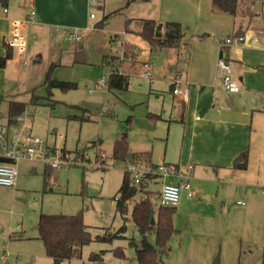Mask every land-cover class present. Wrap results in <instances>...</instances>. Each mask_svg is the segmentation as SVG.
Returning <instances> with one entry per match:
<instances>
[{
  "label": "rangeland",
  "instance_id": "374dc122",
  "mask_svg": "<svg viewBox=\"0 0 264 264\" xmlns=\"http://www.w3.org/2000/svg\"><path fill=\"white\" fill-rule=\"evenodd\" d=\"M105 2L104 11L98 6L90 11L94 19H90L89 30L104 14L116 9L121 0ZM125 16L129 17L122 11L109 17L100 29L90 31L91 38H86L83 31L79 32V41L54 36L51 42L39 46V62L32 63L27 58L23 76L26 70L30 72L26 82L17 81L22 71L18 75L7 74L8 86L1 96H13L26 103L24 111L30 115L33 135L42 141L41 150L48 147L84 155L72 164L70 153L64 168L47 166L45 180L43 169L49 160L56 158L52 154L45 157L40 150L39 159L14 164V186L0 187V254H18V262L14 264H36L29 261L25 252L41 264H51L42 243L35 238L37 215L73 214L79 210L90 227L92 239L82 247L79 258L61 264H98L90 259L91 253L101 254L100 264H137L135 249L129 244L130 239L135 242L140 239L130 218L132 204H128L123 220L115 210L113 198L123 171L130 170L132 176L134 171L142 174L145 168L132 169L127 162L113 160L114 141L125 133L128 157L137 150H150L153 164L161 165L175 159L181 139L170 131L165 139V123L148 115L158 114L164 100L172 99L166 80L156 76L168 68L164 53L154 57L152 66L158 72L151 70V81L142 76L139 65L136 73L129 74L126 89L108 90L104 84L108 69L101 66V58L112 53L109 35L132 45L137 59H148L147 43L137 34L138 22L129 20L130 30L125 32ZM56 43L60 50L54 49ZM62 46L66 48L64 51ZM47 75L75 86L49 89L45 84ZM32 95L38 97L36 105L28 103ZM5 109L2 101L0 122L5 118ZM252 147L259 155L251 161L248 176L240 177L241 181L217 182L210 171L190 177L192 197L186 199L181 195L175 206L172 220L176 233L169 240L170 250L163 256L164 264H198L197 259L202 261L209 248L216 252L219 248L218 264H236L239 259L241 264H264V145L261 142ZM161 182H148L147 189L157 191ZM208 195L210 199L206 198ZM151 201L156 209V197ZM121 227L124 231L118 234ZM107 232L118 236L96 239ZM148 240L153 243L154 235L149 234ZM116 249H121L125 258L116 256Z\"/></svg>",
  "mask_w": 264,
  "mask_h": 264
},
{
  "label": "crops",
  "instance_id": "0c3cea01",
  "mask_svg": "<svg viewBox=\"0 0 264 264\" xmlns=\"http://www.w3.org/2000/svg\"><path fill=\"white\" fill-rule=\"evenodd\" d=\"M222 2V0H133L127 4L126 0H121L116 9L107 11L108 13L94 24L93 29H100L109 17L126 11L129 17L125 16L127 18L125 32L130 30L129 20L134 19L138 22L137 34L139 35L142 21L153 19L159 22H178L185 33L178 48L156 51L152 50L139 35L147 43L148 59L141 61L135 58L132 64L125 62L120 67V70L127 73L128 77L129 74L138 71L139 65L143 69L144 62L150 64V71L158 72L157 68L152 66L154 57L160 53L166 56L165 64L168 68L165 73L160 71V74L156 76L166 80L167 93L171 94L172 99L164 100L161 111L151 115H156L155 119L165 123L167 127L165 139L168 138L170 131L174 135L178 134L181 140L175 159L168 160L166 163L162 162L165 166L177 165V175L165 180L166 178L157 173L158 165H154L152 161L151 163L156 167L142 172V174H148L146 176L148 182L162 180L157 191H160L165 182L177 183L187 166H191L190 177L210 171L217 182L241 181L240 177L248 176L251 161L259 155L252 145L261 142L264 145V0L255 2L253 5L255 14L251 18L232 16L224 9ZM105 5V0H99L94 7H101L104 11ZM2 7L5 6H0V60L6 59L9 55L6 40L13 20L26 19L29 9L34 11V15L25 26L27 33L25 57L31 58L32 63L39 62V46L51 42L54 36L60 39L66 37V34L61 33L60 30L77 33L83 31L86 32V38H91L93 29L89 30L88 27L90 19L94 17L89 16L88 0H8L5 11ZM107 8L106 6V10ZM114 12L116 13L109 15ZM101 21L102 23L98 25ZM236 36H242L243 40L239 43L222 45L225 38ZM114 37L109 35V41ZM53 47L60 50L58 43ZM61 49L64 51L66 48L62 46ZM105 55L108 56V54L102 55L101 66L107 67L103 60ZM220 57L229 66V74L239 87L237 92H228L222 86L221 78L224 71L217 66V60ZM25 67L26 65L18 72L11 73L5 69L4 64L0 65V104L3 101L6 107L5 118L0 124L7 122V101H19L13 96L5 98L1 96L8 86L7 76L18 75L22 71V76L17 81L26 82L30 70H26L23 76ZM181 74L186 75L185 80L189 87V94L185 99L175 97L170 91L173 80ZM29 101L30 98L28 103ZM19 102L26 104L23 101ZM31 132L33 134L32 130ZM135 152H150L151 156L150 150H137L133 153ZM42 154H44L43 151ZM243 162H245L244 167H240ZM32 170L31 168L30 172ZM42 175L45 180L47 165ZM181 195L186 199L189 198L184 191H181L180 198ZM206 198L210 199V196ZM185 204H187L186 201H184ZM35 238L39 240L37 235ZM206 252L209 254L204 255L202 261L197 259L198 264H212L216 258L218 260L219 248L217 252L212 248ZM15 254H0V264L17 263L19 255ZM29 254L25 252L29 261L41 264L39 259L36 261V258H31ZM46 257L52 264V260Z\"/></svg>",
  "mask_w": 264,
  "mask_h": 264
},
{
  "label": "trees",
  "instance_id": "16d2710c",
  "mask_svg": "<svg viewBox=\"0 0 264 264\" xmlns=\"http://www.w3.org/2000/svg\"><path fill=\"white\" fill-rule=\"evenodd\" d=\"M133 0H126L130 3ZM224 9L232 16L248 17L254 16L253 5L258 0H222ZM8 4V0H0V6ZM111 13L109 15L115 14ZM108 17V15H107ZM105 19V18H104ZM103 19V20H104ZM102 21L98 24L100 25ZM140 37L148 43L150 48L154 51L179 47L185 33L180 23L178 22H159L153 19H145L142 21L141 29L139 31ZM112 41V39H111ZM123 57L120 58L113 53L108 56H103L104 63H106L109 73L104 80V84L108 90L126 89L128 85V74L120 70L123 63L134 61L136 58L135 48L130 44H123ZM9 56V55H8ZM6 56V58L8 57ZM5 59L0 60V65L4 64ZM104 76V75H102ZM101 76V79H102ZM45 84L48 88H59L66 90L73 88V83L59 81L52 79L49 75L46 76ZM174 83L172 82V89ZM38 97L31 96L29 103L34 105L38 101ZM25 104L16 100L7 101V125L14 122V118L24 111ZM155 118L156 115H149ZM72 154V164L76 160L84 158L82 152H68L64 149L56 151L55 149H44L43 156L48 157L52 154L54 157L65 161L64 168L67 164L69 156ZM78 155V156H77ZM40 158V155H37ZM36 157V158H37ZM111 158L116 161L127 162L129 166H141L145 169H154L151 163L150 152H135L128 157V144L126 141V134L123 133L115 139ZM35 159V158H34ZM16 164V163H14ZM13 164V165H14ZM245 162L240 164L244 167ZM48 166V165H47ZM49 167V166H48ZM172 170H178V166H166ZM51 168V167H50ZM54 169V168H53ZM132 172L130 170L123 171L121 181L114 197V206L123 220L126 219L128 204L131 203L130 218L137 228L141 239L136 243L133 239L129 240V244L135 249V261L137 264H164L163 256L169 251V240L176 233L173 225V213L175 207L163 206L159 203L160 191H153L147 189L148 181L146 176L148 174H141L138 184L134 183ZM139 198L136 199V195ZM156 197L158 206L153 208L152 198ZM37 237L42 242L45 255L52 260V264H61L65 261L79 258L81 256L82 247L91 241L90 227L86 225L82 219V211L79 210L75 214H45L40 213L36 223ZM124 227L119 228V232H123ZM118 234L105 233L97 235L96 239L109 240ZM149 234L154 235V242H150L147 238ZM264 253V243H263ZM115 254L118 257L125 258L121 249H116ZM90 259L100 264L101 254L91 253ZM212 264H218L217 258ZM237 264H241L240 259Z\"/></svg>",
  "mask_w": 264,
  "mask_h": 264
},
{
  "label": "built area",
  "instance_id": "2783aa9c",
  "mask_svg": "<svg viewBox=\"0 0 264 264\" xmlns=\"http://www.w3.org/2000/svg\"><path fill=\"white\" fill-rule=\"evenodd\" d=\"M99 0H88V6L90 11L94 10V5ZM5 11L6 8L2 7ZM34 11L32 9L27 10L26 19H15L12 22L9 37L6 40L7 47L9 49V56L4 61V67L8 72L15 73L22 69L27 64L25 57V43L27 38L26 23L32 18ZM90 18L94 17L93 12L89 14ZM61 33L66 34L67 39L80 40V35L77 32H66L60 30ZM243 40L242 36H236L234 38H225L222 45L239 43ZM111 50L114 55L123 57L122 49L123 42L117 36L112 39ZM122 47L121 50L118 48ZM217 66L224 71L221 78L222 86L228 92H237L239 87L236 81L229 74V66L227 62L222 58H218ZM142 76L149 81L152 80L150 71V64L148 62L143 63ZM105 76H102V80ZM186 75L181 74L178 78L173 80L174 87L172 94L175 97L185 99L189 94L188 83L185 80ZM30 115L23 111L14 118V122L11 125L6 123L0 124V158L13 159L16 162L19 160H33L37 157L38 151L41 150V139L34 136L31 132L32 124L30 121ZM44 152V149H42ZM48 165L51 168H61L65 165V161L55 158L49 160ZM135 169V166H130ZM157 173L163 177H171L178 174V170H172L169 167L161 164L158 165ZM190 173L191 166H187L185 172L180 175V180L177 183L165 182L162 184L159 193V203L163 206L175 207L180 200L181 191L186 192L187 197H192V191L190 188ZM133 180L135 184L140 181L141 173L134 171ZM16 170L13 164L0 163V186L11 187L15 184ZM264 192V188H263ZM238 204H243L237 202Z\"/></svg>",
  "mask_w": 264,
  "mask_h": 264
},
{
  "label": "water",
  "instance_id": "95a60500",
  "mask_svg": "<svg viewBox=\"0 0 264 264\" xmlns=\"http://www.w3.org/2000/svg\"><path fill=\"white\" fill-rule=\"evenodd\" d=\"M0 163L14 164L15 161L13 159H9V158H0Z\"/></svg>",
  "mask_w": 264,
  "mask_h": 264
}]
</instances>
